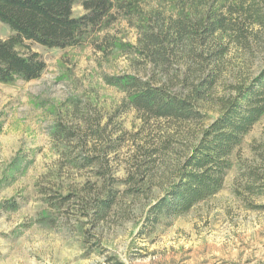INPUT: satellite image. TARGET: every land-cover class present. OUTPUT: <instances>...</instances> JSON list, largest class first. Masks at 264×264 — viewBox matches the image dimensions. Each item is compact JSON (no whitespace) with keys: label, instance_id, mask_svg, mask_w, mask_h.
Here are the masks:
<instances>
[{"label":"rangeland","instance_id":"obj_1","mask_svg":"<svg viewBox=\"0 0 264 264\" xmlns=\"http://www.w3.org/2000/svg\"><path fill=\"white\" fill-rule=\"evenodd\" d=\"M135 1L138 16L114 10L81 47L33 44L47 65L39 79L0 83V264H264V118L218 194L183 215L150 213L223 101L263 72L264 0ZM85 13L73 6L74 17ZM211 15L226 21L213 36L203 30ZM181 23L193 37L156 63L142 26L174 33ZM9 35L0 23V39ZM220 47V60L208 56ZM213 68L215 84L187 120L138 111L105 82L132 75L184 97ZM57 124L75 136L55 138Z\"/></svg>","mask_w":264,"mask_h":264},{"label":"trees","instance_id":"obj_2","mask_svg":"<svg viewBox=\"0 0 264 264\" xmlns=\"http://www.w3.org/2000/svg\"><path fill=\"white\" fill-rule=\"evenodd\" d=\"M77 2H81L86 11L80 17L73 16V6ZM116 9L129 15L138 16L140 13L135 0H0V23L10 29V35L0 39V83L11 85L18 80L39 79L47 65L41 55L32 50L33 44L57 49L81 47L89 32L109 23ZM258 21L264 23V18L260 17ZM185 25L181 23L174 33L171 29L152 33L142 26L149 44L147 49L156 63L165 64L168 50L190 35L192 30ZM225 26L224 17L211 15L205 19L203 30L213 36ZM226 51V47H220L209 52L208 56L220 60ZM215 75L213 68L193 84L192 92L184 97L172 92L165 84L144 81L132 75L106 76L105 82L126 93L128 105L138 111L154 118L187 120L198 116L192 101L204 98L215 84ZM263 118L264 70L250 85L239 86L233 96L223 101L219 117L203 130L198 144L183 165L178 182L150 209V213L154 217L160 214L183 215L218 194L233 167L231 156ZM53 135L67 140L73 138L75 132L57 124ZM246 189L249 192L256 190L253 183ZM10 205L12 209L17 208L16 204ZM111 206L110 196L100 202L96 212L99 219Z\"/></svg>","mask_w":264,"mask_h":264}]
</instances>
